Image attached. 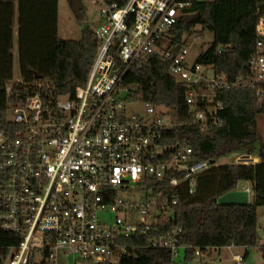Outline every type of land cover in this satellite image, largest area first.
I'll return each instance as SVG.
<instances>
[{
    "label": "built area",
    "instance_id": "obj_1",
    "mask_svg": "<svg viewBox=\"0 0 264 264\" xmlns=\"http://www.w3.org/2000/svg\"><path fill=\"white\" fill-rule=\"evenodd\" d=\"M190 5L186 0L123 5L103 0L99 48L85 85L57 97L20 73L6 84L12 127L0 132V231L19 243L0 245V264H119L136 251L121 241L149 235L178 204L177 198H154L152 190L144 191L148 179L165 181L175 174L169 186L187 185L194 193L211 162L194 163L186 143H160L177 126L169 108L146 103V117L128 116L125 78L150 58L163 60L185 87L194 123L203 129L222 125L220 92L244 85L264 94V13L249 63L252 75L229 82L210 65L190 64L187 46L174 54L170 33ZM250 158L241 154L235 161L248 164ZM130 183L144 194L142 201L119 195L131 189ZM245 191L254 195L249 185ZM147 247L170 250L173 264H187L181 251L193 249L179 246L171 235L150 238ZM234 248H197L191 264H218L220 251ZM233 262L244 264L243 255H233Z\"/></svg>",
    "mask_w": 264,
    "mask_h": 264
},
{
    "label": "trees",
    "instance_id": "obj_2",
    "mask_svg": "<svg viewBox=\"0 0 264 264\" xmlns=\"http://www.w3.org/2000/svg\"><path fill=\"white\" fill-rule=\"evenodd\" d=\"M125 4L128 0H107ZM191 2L171 31L174 54L184 46V37L201 25L214 35L212 46L197 63L212 66L229 82L252 75L249 63L256 53V27L264 13V0H186ZM58 0H0V132L12 127L9 122L5 87L15 67V27L18 26L17 55L20 76L27 82H41L55 96L74 94L85 85L96 57L99 41L96 32L87 28L79 41L64 40L58 30ZM198 16V20L194 17ZM170 64L150 58L133 67L125 78L130 102L165 106L177 126L166 133L161 144L186 143L193 148V162H215L199 175L194 193L187 185L175 188L167 180L148 179L145 190L154 198H177L170 216L159 218L149 235H138L121 241L135 248V255L124 257L119 264H173L170 250L148 248L150 238L171 235L179 246L193 249L185 252V263L197 260L195 249L236 247L244 250V261L250 251L260 247L257 209L264 204V142L259 144L258 117L264 115V94L244 85L220 92L218 100L224 110L222 125L203 129L194 123V114L186 104V90L169 74ZM48 93V92H47ZM234 154H247L258 163L221 164ZM240 182H249L254 203L220 205L223 195L236 190ZM19 238L0 231V245H17Z\"/></svg>",
    "mask_w": 264,
    "mask_h": 264
},
{
    "label": "rangeland",
    "instance_id": "obj_3",
    "mask_svg": "<svg viewBox=\"0 0 264 264\" xmlns=\"http://www.w3.org/2000/svg\"><path fill=\"white\" fill-rule=\"evenodd\" d=\"M59 14H58V30L59 36L64 40L79 41L83 37V31L87 28L97 32L102 26L101 9L103 8V0H58ZM18 26L16 19L15 27V67L14 74L20 73L19 60L17 55L18 45ZM213 33L204 30L201 25H197L190 34L184 37L185 46L189 50L188 62L194 64L198 61L213 44ZM126 96V93L123 94ZM126 111L128 116L146 117L147 107L141 102H126ZM259 129V144L264 142V115L258 117ZM241 154H234L223 159L221 164L236 163L235 159ZM254 161H251L253 163ZM249 164V163H248ZM245 182H240L235 191H245ZM127 190H121L119 195L126 200L133 202H140L143 200L144 194L137 190L136 186L129 184ZM254 203V200H252ZM258 215V231L261 237L260 247L250 251V256L244 264H264V204L257 209ZM215 254V253H214ZM244 254L241 248H234L233 250L222 249L220 251L221 262L218 264H235L233 262V255ZM185 253L181 251V259H184ZM181 261L176 259V262Z\"/></svg>",
    "mask_w": 264,
    "mask_h": 264
},
{
    "label": "water",
    "instance_id": "obj_4",
    "mask_svg": "<svg viewBox=\"0 0 264 264\" xmlns=\"http://www.w3.org/2000/svg\"><path fill=\"white\" fill-rule=\"evenodd\" d=\"M199 17H194V20H198ZM252 158H250L251 163ZM212 165L215 164V162H211ZM218 204L220 205H246L249 204V194L247 192H241V191H233L230 193H227L219 198Z\"/></svg>",
    "mask_w": 264,
    "mask_h": 264
},
{
    "label": "crops",
    "instance_id": "obj_5",
    "mask_svg": "<svg viewBox=\"0 0 264 264\" xmlns=\"http://www.w3.org/2000/svg\"><path fill=\"white\" fill-rule=\"evenodd\" d=\"M250 157L254 161L253 163H258L259 162L258 158L252 157V156H250ZM248 185L251 186L249 182H245V186H248ZM252 200H254V195H249V203H252Z\"/></svg>",
    "mask_w": 264,
    "mask_h": 264
}]
</instances>
